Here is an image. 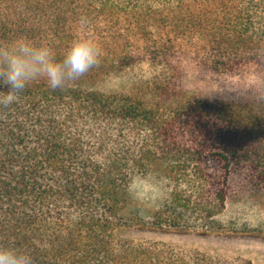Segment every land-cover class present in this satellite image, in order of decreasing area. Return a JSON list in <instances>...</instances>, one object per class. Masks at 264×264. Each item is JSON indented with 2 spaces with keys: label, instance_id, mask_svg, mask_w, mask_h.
<instances>
[{
  "label": "trees",
  "instance_id": "obj_1",
  "mask_svg": "<svg viewBox=\"0 0 264 264\" xmlns=\"http://www.w3.org/2000/svg\"><path fill=\"white\" fill-rule=\"evenodd\" d=\"M81 16L100 66L0 110V243L35 264H254L136 233L224 228L237 167L264 187V118L204 96L264 84V0H0V41L59 59ZM113 77L127 85L98 89ZM140 179L158 188L150 202Z\"/></svg>",
  "mask_w": 264,
  "mask_h": 264
},
{
  "label": "clouds",
  "instance_id": "obj_2",
  "mask_svg": "<svg viewBox=\"0 0 264 264\" xmlns=\"http://www.w3.org/2000/svg\"><path fill=\"white\" fill-rule=\"evenodd\" d=\"M81 16L77 31L61 58L45 42L25 36L0 41V110L9 109L31 84L39 81L55 91L65 89L100 66L102 49ZM210 101L246 104L247 115L264 118V84L252 88L219 86L204 94ZM0 264H35L30 252L12 243H0Z\"/></svg>",
  "mask_w": 264,
  "mask_h": 264
},
{
  "label": "rangeland",
  "instance_id": "obj_3",
  "mask_svg": "<svg viewBox=\"0 0 264 264\" xmlns=\"http://www.w3.org/2000/svg\"><path fill=\"white\" fill-rule=\"evenodd\" d=\"M127 85V79L113 77L99 83L104 92L116 91ZM246 80L242 88H247ZM137 198L150 202L159 193L152 180L140 179L134 185ZM221 229L174 230L157 229L136 233L142 238L169 244L184 250L199 251L224 258L250 259L264 264V187L244 168L233 169L227 209Z\"/></svg>",
  "mask_w": 264,
  "mask_h": 264
}]
</instances>
